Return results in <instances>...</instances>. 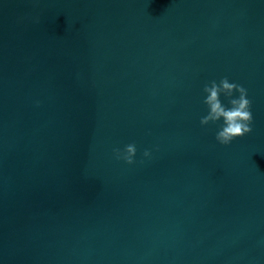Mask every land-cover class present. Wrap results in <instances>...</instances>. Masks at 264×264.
I'll list each match as a JSON object with an SVG mask.
<instances>
[{
  "label": "water",
  "instance_id": "1",
  "mask_svg": "<svg viewBox=\"0 0 264 264\" xmlns=\"http://www.w3.org/2000/svg\"><path fill=\"white\" fill-rule=\"evenodd\" d=\"M0 264H264V0H0Z\"/></svg>",
  "mask_w": 264,
  "mask_h": 264
},
{
  "label": "clouds",
  "instance_id": "2",
  "mask_svg": "<svg viewBox=\"0 0 264 264\" xmlns=\"http://www.w3.org/2000/svg\"><path fill=\"white\" fill-rule=\"evenodd\" d=\"M203 91L208 114L201 118L200 123L202 126H208L223 122L216 134V140L220 145L230 146L233 141L243 139L252 133V102L248 99V92L243 86L232 83L225 77L219 83L211 81L210 84H205ZM236 93L239 94L238 98L235 97ZM222 95L228 98L230 107L224 105L221 100ZM114 154L116 159L123 160L128 165L136 163L135 144L127 145L123 151L115 149ZM150 156L151 152L145 150L144 157L149 158Z\"/></svg>",
  "mask_w": 264,
  "mask_h": 264
}]
</instances>
